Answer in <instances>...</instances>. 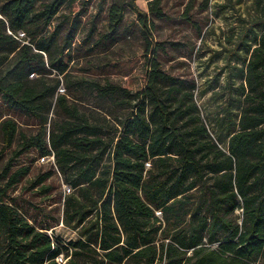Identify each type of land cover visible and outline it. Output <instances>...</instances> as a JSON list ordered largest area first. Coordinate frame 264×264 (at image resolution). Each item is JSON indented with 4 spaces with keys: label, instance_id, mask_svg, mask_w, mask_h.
Wrapping results in <instances>:
<instances>
[{
    "label": "trees",
    "instance_id": "obj_1",
    "mask_svg": "<svg viewBox=\"0 0 264 264\" xmlns=\"http://www.w3.org/2000/svg\"><path fill=\"white\" fill-rule=\"evenodd\" d=\"M254 5L262 29L254 45L239 43L248 53L241 106L225 117L222 143L192 92L179 96L161 67L153 33L155 19L168 17L161 0L147 9L110 1L105 32L95 38L91 28L79 43L77 0H0V98L14 111L0 120L1 150L11 153L0 163V264H264V0ZM130 31L143 39L138 87L90 73L110 61L97 69L89 61L88 73L72 77L79 58ZM73 83L98 99L133 91L137 100L122 119L108 109L89 117ZM30 149L53 155L55 169L38 182L58 172L69 187L61 219L75 238L35 224L10 195L30 170L15 160Z\"/></svg>",
    "mask_w": 264,
    "mask_h": 264
},
{
    "label": "rangeland",
    "instance_id": "obj_2",
    "mask_svg": "<svg viewBox=\"0 0 264 264\" xmlns=\"http://www.w3.org/2000/svg\"><path fill=\"white\" fill-rule=\"evenodd\" d=\"M85 1L77 0V4L83 7V26L74 35L75 43L84 39L91 28L94 29L95 38L99 32H105L103 25L107 20L108 4L112 0ZM137 3L147 9V0H137ZM161 5L168 17L155 19L153 27L155 38L163 43V50L157 52L161 67L175 78V85L180 87L177 92L179 96L187 91L192 92L200 117L210 133L216 137L220 135V142L223 143L227 134L225 117H238L241 106L242 97L237 87L243 79L241 68L248 53L240 48L239 43L244 41L254 45L262 29L255 25L258 9L254 0H161ZM62 11H67V7ZM126 15L130 17V12L127 11ZM142 44L143 39L138 32L117 34L104 53L79 58L78 65L72 70V77L88 73L89 61L95 65V69L102 61H110L112 65L107 70L90 73L102 81L108 78L112 82L136 88L141 84L144 73V59L139 54L142 53ZM86 49L84 46L80 51ZM191 85L193 88H190ZM72 86L71 92L80 97L82 110L89 117H104L108 109L113 115L107 117L122 119L130 105L137 100L133 91L129 98L103 100L85 86L83 89L75 83ZM8 114H14V111L0 98V120ZM1 147L0 142V163H5L11 153L10 150L2 152ZM53 162V155L43 158L35 149L20 155L15 163L17 166L27 165L30 170L10 195L15 197L20 209L35 224L47 227L55 236L67 240L76 237L75 229L64 225L61 219L69 187L58 172L38 182L41 175L51 168L55 169Z\"/></svg>",
    "mask_w": 264,
    "mask_h": 264
},
{
    "label": "water",
    "instance_id": "obj_3",
    "mask_svg": "<svg viewBox=\"0 0 264 264\" xmlns=\"http://www.w3.org/2000/svg\"><path fill=\"white\" fill-rule=\"evenodd\" d=\"M22 34V33H21ZM63 88V86H61V89Z\"/></svg>",
    "mask_w": 264,
    "mask_h": 264
}]
</instances>
